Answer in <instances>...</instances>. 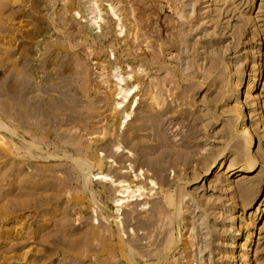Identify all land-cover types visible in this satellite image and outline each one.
<instances>
[{
	"label": "rangeland",
	"instance_id": "374dc122",
	"mask_svg": "<svg viewBox=\"0 0 264 264\" xmlns=\"http://www.w3.org/2000/svg\"><path fill=\"white\" fill-rule=\"evenodd\" d=\"M0 264H264V0H0Z\"/></svg>",
	"mask_w": 264,
	"mask_h": 264
},
{
	"label": "bare ground",
	"instance_id": "6f19581e",
	"mask_svg": "<svg viewBox=\"0 0 264 264\" xmlns=\"http://www.w3.org/2000/svg\"><path fill=\"white\" fill-rule=\"evenodd\" d=\"M247 131V130H246ZM80 165V164H79ZM243 169V168H242ZM240 171V170H239Z\"/></svg>",
	"mask_w": 264,
	"mask_h": 264
}]
</instances>
